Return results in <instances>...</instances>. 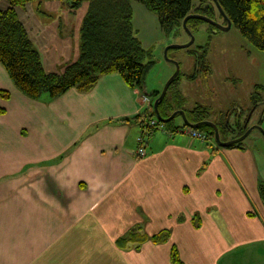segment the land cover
<instances>
[{
	"label": "crops",
	"instance_id": "0c3cea01",
	"mask_svg": "<svg viewBox=\"0 0 264 264\" xmlns=\"http://www.w3.org/2000/svg\"><path fill=\"white\" fill-rule=\"evenodd\" d=\"M44 5L68 13L60 1ZM0 90L9 92L0 105L11 108L9 118L0 113V264H47L42 255L32 261V234L47 248L74 234V241L58 243L64 249L82 247V236L93 234V264H148L126 256L139 250L115 247V235L132 226L149 235L170 232L167 241L142 246L152 253L149 264H172V244L184 264H264L256 151L193 138L181 121L153 130L138 157L147 105L118 72L100 75L88 90L34 99L0 62ZM17 120L26 125L23 149Z\"/></svg>",
	"mask_w": 264,
	"mask_h": 264
},
{
	"label": "rangeland",
	"instance_id": "374dc122",
	"mask_svg": "<svg viewBox=\"0 0 264 264\" xmlns=\"http://www.w3.org/2000/svg\"><path fill=\"white\" fill-rule=\"evenodd\" d=\"M46 1H60L64 7L68 8V13L65 14L61 7H57L54 11L46 9L48 7L44 5ZM192 2V9H195L199 1L192 0ZM131 3L132 24L136 36L148 52L144 62L153 61L144 83V86H149L148 92L155 88H152V84L161 83V86L154 90L162 89L174 72V64L167 59L168 57L176 60L180 66L177 85L183 101L182 108L186 109L185 112L196 104H202L209 108V119L224 125L228 112H231L233 114L228 116V120L231 126L235 127L234 113L241 109L243 111L241 122H244L249 115L246 122L249 126L258 123L261 119L259 124L264 129V101L254 102L252 99V95L255 94V99H258L260 95L264 100V50L255 47L233 23L227 30H220L209 27L207 21H199L194 28L190 29L194 36L193 42L185 47H170L166 57L164 50L167 45L181 44L189 40V35L183 25H174L171 30L166 31L161 27L156 13L149 11L139 1L132 0ZM88 4V1H83L75 11H72L67 1L63 0H33L23 6H16L17 17L33 38V45L39 51L47 68L51 67L49 69L61 71L68 62L79 57L80 27L88 10ZM8 5V0H0V8ZM213 19L225 24L223 16L218 11H215ZM203 53L202 62L210 67V71L204 72V68L201 67L196 78L188 79L186 76L196 71L198 55ZM171 91V89L168 90V95ZM173 106L176 108L178 103L173 102ZM0 107L4 108L1 114L9 118L11 108L2 102ZM181 121L183 119L180 114L173 118V124H179ZM15 129L18 135L17 147L20 146L18 149H23L21 146L24 143L22 137L26 135L25 121L17 120ZM222 131L223 129L220 128V138L232 139L230 138L234 134L232 131L226 135ZM213 141L217 143L215 138ZM242 142L245 148L254 150L260 155L258 160L260 170L258 169L257 172L259 180L264 183V136L262 132L254 128ZM234 146H237V143L224 147L231 149ZM23 154L18 150L17 157L20 158ZM23 162L18 159L19 164ZM137 231L141 232L134 226L123 228V232L115 235L117 236L115 247L122 249L124 253L139 250L140 255L134 256L128 253L126 256L132 257L134 261L142 257L149 264L152 253L149 249L142 248V246H148L149 239L134 241L126 239L130 233L138 237ZM86 235L87 237L82 236V247L64 249L58 247V243L74 241V234H66L58 243L51 242L49 248L46 247V240L41 241L39 234H32L31 253L35 255L32 261L42 255L47 264H93V244L91 243L93 234ZM120 237L125 240L123 246L117 243Z\"/></svg>",
	"mask_w": 264,
	"mask_h": 264
},
{
	"label": "trees",
	"instance_id": "16d2710c",
	"mask_svg": "<svg viewBox=\"0 0 264 264\" xmlns=\"http://www.w3.org/2000/svg\"><path fill=\"white\" fill-rule=\"evenodd\" d=\"M33 0H8V6L0 8V62L8 71L17 88L30 98L37 99L43 93L56 97L71 87L81 90L90 89L100 75L118 72L125 83L131 88L144 90L145 77L153 61L144 62L148 52L142 47L136 36L132 24V0H63L67 1L69 8L75 11L83 1H88V10L80 27V54L74 61L68 62L61 71H47L42 63L39 51L34 47L26 27L17 17L16 6H23ZM62 1V0H61ZM141 2L149 11L156 13L161 27L169 31L174 25H182L183 18L190 13H200L213 18L218 8L214 0H198L199 5L192 9V0H136ZM222 10L230 18L240 33L255 47L264 50V0H217ZM199 21L197 17H189L187 26L192 29ZM209 27L216 29L213 25ZM203 54L198 55L197 67L194 74H188V79L197 77L199 69L209 72L210 67L204 65ZM179 75V74H178ZM178 75L169 84L167 92L159 103L160 113L166 117L174 110L183 109L181 94L178 88ZM171 94L168 95V90ZM161 90L149 92L151 102L159 95ZM148 92V91H147ZM0 95L9 97L7 90H0ZM264 101L260 95L255 99ZM173 102L178 106H173ZM4 111L0 107V113ZM192 122L208 119L209 108L202 104H196L185 112ZM226 124L214 123L223 129L222 133L234 132L232 138L240 136L248 126L241 122V109L234 113L236 116L235 127L229 123L228 112ZM153 116L154 109L148 113ZM179 115V114H177ZM229 116V117H228ZM261 121V119H260ZM260 121L258 123H260ZM172 128L173 119L163 122ZM185 125L183 123V128ZM177 129V127H174ZM197 129L205 131L210 138H214L213 127L203 124ZM220 134V133H219ZM225 139V137H221ZM243 142H237L242 145ZM260 196L264 205V183L259 185ZM194 223L198 226V217ZM139 229L138 227H136ZM138 237L131 234L126 239L142 240L148 238L155 243H162L169 239L168 229L148 236L145 232L137 231ZM125 242L124 238L117 239V243ZM170 260L172 264H184L178 247L172 244L170 248Z\"/></svg>",
	"mask_w": 264,
	"mask_h": 264
},
{
	"label": "water",
	"instance_id": "95a60500",
	"mask_svg": "<svg viewBox=\"0 0 264 264\" xmlns=\"http://www.w3.org/2000/svg\"><path fill=\"white\" fill-rule=\"evenodd\" d=\"M220 14L223 16L224 20H225V24H222V23H219L217 22L216 20H214L213 18L209 17V16H206L204 14H200V13H190V14H187L183 20H182V25L184 27V29L186 30V32L188 33L189 35V40L185 43H181V44H169L166 46L165 50H164V53H165V56L167 57V51L170 47H174V46H178V47H185V46H188L190 45L193 40H194V36L190 30V28L187 26V20L189 17H197L203 21H207L209 24L213 25L216 29H220V30H227L231 24H232V21L230 20V18L225 14V12L222 10V8L220 7L219 3L217 0H214ZM167 59L169 61H171L173 64H174V72L171 74V76L167 79V81L165 82L164 86L162 87L159 95L154 99L153 101V108H154V114L155 116L161 121V122H167L171 119H173L177 114H180L182 116V119H183V123L184 125L188 126V127H193V128H197L203 124H208L210 126L213 127V131H214V138L216 140V142L221 145V146H227V145H230V144H233V143H237V142H240V141H243V139L252 131V129L254 128H257L259 129L263 136H264V129L262 128V126L259 124V123H256V124H253L251 126H248L247 129L245 130V132L243 134H241L240 136H237V137H234L230 140H222L220 138V134H219V130H218V127L217 125L211 121V120H208V119H205V120H200V121H197V122H192L190 121L187 116H186V113L183 109H177V110H174L169 116H166L164 117L160 111H159V103L162 101L163 97L165 96L166 92H167V89H168V86L169 84L174 80V78L179 74V70H180V66H179V63L174 60V59H171V58H168ZM249 118V115L248 117L246 118V122H247V119ZM245 126L247 125V123L244 124Z\"/></svg>",
	"mask_w": 264,
	"mask_h": 264
},
{
	"label": "built area",
	"instance_id": "2783aa9c",
	"mask_svg": "<svg viewBox=\"0 0 264 264\" xmlns=\"http://www.w3.org/2000/svg\"><path fill=\"white\" fill-rule=\"evenodd\" d=\"M137 93L139 94V101L147 105V110L149 113L153 111V104L151 102V97L149 92L146 90L140 91L138 88H136ZM144 111L141 116V131L139 135L136 136L137 141V148H136V155L138 157H142L145 155V143L147 140L148 135L156 129H165V125L163 122H161L155 115L149 116L148 113ZM186 133L193 137L198 138L204 141H207L210 139L209 135L202 130H199L197 128L193 127H187L185 128Z\"/></svg>",
	"mask_w": 264,
	"mask_h": 264
}]
</instances>
